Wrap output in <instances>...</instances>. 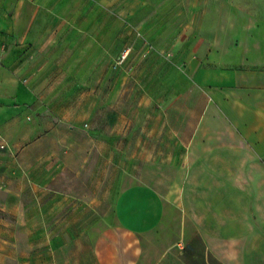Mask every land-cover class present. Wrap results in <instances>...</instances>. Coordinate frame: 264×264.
<instances>
[{"label": "crops", "instance_id": "1", "mask_svg": "<svg viewBox=\"0 0 264 264\" xmlns=\"http://www.w3.org/2000/svg\"><path fill=\"white\" fill-rule=\"evenodd\" d=\"M132 26L171 93L121 148L115 81L95 189V52ZM0 145V264H264V0H0Z\"/></svg>", "mask_w": 264, "mask_h": 264}, {"label": "rangeland", "instance_id": "2", "mask_svg": "<svg viewBox=\"0 0 264 264\" xmlns=\"http://www.w3.org/2000/svg\"><path fill=\"white\" fill-rule=\"evenodd\" d=\"M109 26L110 24L106 21L100 22L95 29L107 33ZM130 29L132 37L129 39V44L122 45L121 41L124 39H121L120 42L119 40L116 41L117 45L120 44L114 49L116 51L107 52L102 48L100 52H95V141L104 143L103 147L95 149V189L109 184L105 181H100L105 179L104 177H120L123 169L122 166L118 165L123 160V149L120 151V149L114 150L112 148L108 150L106 148L108 141L106 132L111 122H113V118L108 117L107 113L110 110L118 109L120 106L119 100H122V98L118 97L119 86L116 85L115 81L121 79L123 75L136 80L134 82L136 85L132 84L131 86V117L127 120L128 122H125L126 129L124 133L115 137V141L120 142L119 146L121 148H123V140H130L131 137L136 139L140 136L141 130L138 129L140 126L149 127L155 125V111L161 104L156 100L171 93L170 87L168 86H145V82L142 86L140 85L139 78L141 73L138 70L139 63L141 59L146 57V50L149 49L150 51L153 45L143 39V34L140 30L133 26ZM117 30L121 32L123 28ZM128 50L130 51L127 54ZM125 54L126 58L122 63H119ZM171 73L172 71H170V75ZM98 92L100 93L99 96ZM146 101L150 102L145 105ZM97 111L101 113L97 114ZM125 120H123V124ZM154 169L155 167H153Z\"/></svg>", "mask_w": 264, "mask_h": 264}, {"label": "built area", "instance_id": "3", "mask_svg": "<svg viewBox=\"0 0 264 264\" xmlns=\"http://www.w3.org/2000/svg\"><path fill=\"white\" fill-rule=\"evenodd\" d=\"M129 51H130V50L127 51V54H128ZM125 58H126V54L122 57V60H121V62H119V63H122V62L124 61ZM0 147H1V148H4L5 146H4V145H0Z\"/></svg>", "mask_w": 264, "mask_h": 264}]
</instances>
